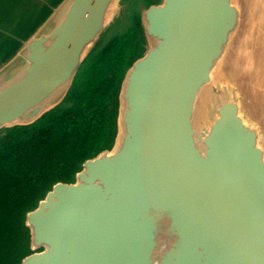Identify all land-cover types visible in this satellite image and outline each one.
Here are the masks:
<instances>
[{
  "label": "water",
  "instance_id": "water-1",
  "mask_svg": "<svg viewBox=\"0 0 264 264\" xmlns=\"http://www.w3.org/2000/svg\"><path fill=\"white\" fill-rule=\"evenodd\" d=\"M140 2L0 0V143L50 112L73 124L89 60L138 52L110 127L58 163L71 179L32 175L11 264H264V0L245 51L239 0Z\"/></svg>",
  "mask_w": 264,
  "mask_h": 264
},
{
  "label": "trees",
  "instance_id": "trees-1",
  "mask_svg": "<svg viewBox=\"0 0 264 264\" xmlns=\"http://www.w3.org/2000/svg\"><path fill=\"white\" fill-rule=\"evenodd\" d=\"M115 81L114 76L105 77L93 99L83 98L86 105L78 108L73 124L66 115L50 112L31 126L10 130L0 143V264H11L26 239L23 212L37 194L32 175L37 170L45 175L48 164L65 160L92 134L110 127L116 108Z\"/></svg>",
  "mask_w": 264,
  "mask_h": 264
},
{
  "label": "rangeland",
  "instance_id": "rangeland-1",
  "mask_svg": "<svg viewBox=\"0 0 264 264\" xmlns=\"http://www.w3.org/2000/svg\"><path fill=\"white\" fill-rule=\"evenodd\" d=\"M159 1L160 0H141L140 4L143 6H149L151 4H155ZM249 1L250 0H239L243 14H244L243 20H242V26H241V29L238 33L239 34L238 40L239 39L244 40L243 43L240 45L242 51H245V49H244V47L246 46L245 42L247 41V38L250 37V34H249L250 28L252 27L255 32L260 30L259 17H256V14H254L253 22L249 21L251 18V12L254 10V6H255V3L251 4ZM260 10H258V12L260 14L262 13V11L264 12L263 9H260ZM128 11L129 10H127L125 13H129ZM110 27H111V25H110ZM261 29H262V27H261ZM108 30H110V31H108ZM108 30L105 33V35L102 37L103 38L102 40L104 42L106 39L110 38V36L114 33V30L112 31L111 28H109ZM115 30L117 33V29H115ZM262 41H264V35H262ZM234 48L239 49L238 43H236V45L232 46L233 50H234ZM137 53L138 52H137L136 46L133 49L132 48L127 49L125 47L120 48V47L116 46V47L112 48V51L109 50L107 53H105L103 55L102 54L99 55L97 57V60H95V59L89 60V62L86 65L85 71L83 73V75L90 80V81H87V85H86V91L88 93L87 95L95 93L99 89V86H95L93 88V90L91 91V93H89V88L93 85V83H90L91 80H94L96 77H98L99 75H103V74H112L116 79H118L119 77L122 76V72L128 67L132 58L137 56ZM99 57H100V59L98 60ZM261 65L262 64L256 62L254 64V66H255L254 69L260 70ZM259 105H260V108H258L257 112H255L257 115H261V112L264 109L263 101H261V104L259 103ZM256 109H257V107H256ZM107 137H108V134L105 136V139ZM101 140H100L99 144H97L90 151H95L97 149V147L100 145ZM103 141H104L103 143L105 144L106 140H103ZM70 166L71 165L52 164V166L46 168V171L47 172L50 171L52 173L57 171L60 174V175H57V178L59 181H69L71 179L70 173H69ZM61 168H63L62 171H60Z\"/></svg>",
  "mask_w": 264,
  "mask_h": 264
},
{
  "label": "bare ground",
  "instance_id": "bare-ground-1",
  "mask_svg": "<svg viewBox=\"0 0 264 264\" xmlns=\"http://www.w3.org/2000/svg\"><path fill=\"white\" fill-rule=\"evenodd\" d=\"M112 13V9H110V11H109V15Z\"/></svg>",
  "mask_w": 264,
  "mask_h": 264
}]
</instances>
